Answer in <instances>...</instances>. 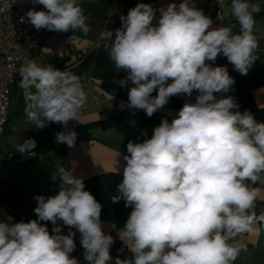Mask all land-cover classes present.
<instances>
[{
    "label": "clouds",
    "instance_id": "1",
    "mask_svg": "<svg viewBox=\"0 0 264 264\" xmlns=\"http://www.w3.org/2000/svg\"><path fill=\"white\" fill-rule=\"evenodd\" d=\"M31 2L45 9L26 13L37 30L91 31L77 0ZM8 7L4 0L0 11ZM260 10L258 3L231 0V15L239 24L236 33L232 26L213 28V20L193 0L160 9L138 3L120 16L121 26L104 47L115 68L126 73L113 82L121 87L131 82L127 107L151 117L172 96H191L194 90L199 94L171 121L162 119L151 138L127 144L122 181L111 199H122L132 208L121 230L131 241L125 244L132 255L116 259V264H234L248 250L237 237L264 223V211H255L264 189V122L248 110L241 112L235 97L214 95L228 93L235 80L226 67L207 63L222 53L236 71L247 75L258 59L254 14ZM216 19L222 20L223 14ZM19 75L26 116L36 129L82 123L87 93L75 75L34 60ZM120 107H125L123 102ZM76 139L74 130L55 134L56 143L70 148ZM35 147L34 139H25L16 152L31 153ZM57 174L58 193L34 197L38 219L13 222L9 215L0 220V264H79L70 256L76 232L62 234L57 221L79 232L88 264L112 261L114 240L102 230V205L85 190L82 178L62 166ZM41 221L52 223L51 234Z\"/></svg>",
    "mask_w": 264,
    "mask_h": 264
},
{
    "label": "crops",
    "instance_id": "2",
    "mask_svg": "<svg viewBox=\"0 0 264 264\" xmlns=\"http://www.w3.org/2000/svg\"><path fill=\"white\" fill-rule=\"evenodd\" d=\"M181 2L182 0H77L84 15L88 17L87 23L91 31L87 35L73 29L68 32L48 30L43 34L41 40L33 46V57L45 65L51 64L54 68L67 71L78 78L87 93V102L81 109L82 123L69 121L67 127L63 124L50 123L43 129H36L27 119L24 103L20 108L23 114L10 121L0 131V160L12 170L9 181L0 175V190H4L5 182L9 183L10 187L18 182L45 197L53 196L59 191L57 167L60 166L83 180L106 172H120L126 165L123 157L128 154L129 141L141 143L144 139L151 138L153 129L162 119L167 118L171 121L185 103L195 102V97L199 93L194 90L191 96L170 97L168 103L149 120L130 114L127 104L131 82L129 81L125 87L113 82L125 78L126 73L115 68L104 47L106 44L110 45L115 30L121 26L120 16L127 15L128 10L138 3L150 4L153 8L160 9L169 3L179 5ZM249 2L261 6L260 12L254 14V32L259 41L256 52L258 59L253 63V66H256L264 59V0ZM197 8L204 12L203 8ZM158 19L157 11L153 23L156 24ZM225 26H232L234 33L239 31V24L231 15V2L227 7ZM207 63L212 67H225L230 62L221 53L215 62ZM19 71L20 68H17L10 86V93L13 90L14 98L9 103V112L12 111L16 98L24 94V90L18 86L22 79ZM157 91L152 95L155 96ZM214 95L219 99L223 93ZM252 96L258 106L264 107V86L253 89ZM122 102L124 108L120 107ZM70 130L77 133L74 147L55 142L57 132ZM29 138L36 141V147L31 153L16 152L17 145ZM53 175L57 176L55 181L52 180ZM12 192L17 193L13 187ZM30 202L33 203L31 205L37 206L36 200ZM255 211L257 215L264 211V189L256 201ZM16 213L17 211L8 203L0 205V220H6L10 215L13 222H20L15 216ZM35 216L34 211L28 214V218L31 219ZM58 222L63 225L62 234L76 232L74 236L76 247L70 256L75 257L79 264H88L83 255L84 249L80 243L79 232L70 229L62 221ZM101 223L105 234L111 235L114 240L110 248L112 261L109 264H116L118 258H131L132 254L125 244H130L131 241H127L121 231L125 224L112 219H101ZM237 239L246 244L248 250L241 252L234 264H264V223H257L252 232L242 233Z\"/></svg>",
    "mask_w": 264,
    "mask_h": 264
},
{
    "label": "trees",
    "instance_id": "3",
    "mask_svg": "<svg viewBox=\"0 0 264 264\" xmlns=\"http://www.w3.org/2000/svg\"><path fill=\"white\" fill-rule=\"evenodd\" d=\"M225 67L227 68L229 75L234 78L235 83L228 93H223V96L235 97L237 103L240 106L239 110L241 112L248 110L254 114L258 122H264V107L258 106L252 96L253 89L264 86V59L259 65H252L247 75H241L238 71L235 70L234 66L231 63H229ZM24 103V94H20L16 98L15 105L12 111L8 112L6 124L14 119H17L23 114L20 108ZM129 113L140 116L143 120L150 119V117L147 116L143 110L130 108ZM6 124L4 126H6ZM122 177L123 170L120 172H106L93 175L83 180V182L85 185V190L89 191L102 205L100 218L112 219L125 224L127 219L129 218V214L132 211V208L125 207V202L122 199L117 203H113L111 199L112 196L118 194L117 185L122 181ZM255 186L260 187V185ZM12 187L17 191L18 195H15L12 192V188L9 186V183L5 182L4 190H0V205L8 203L11 207H13L14 210L17 211L16 215H14L20 221L23 220L24 222H28L30 220H33L31 218H28V214L33 212L36 206H33L31 204L27 205L25 201L35 200L34 197L41 194L33 192L25 185L21 184L18 186L14 183ZM6 192L8 193L6 194ZM34 219H38L37 215ZM41 223H46L51 234L52 228L54 227L52 223L50 221H41ZM57 223L62 228L63 225L58 221Z\"/></svg>",
    "mask_w": 264,
    "mask_h": 264
},
{
    "label": "built area",
    "instance_id": "4",
    "mask_svg": "<svg viewBox=\"0 0 264 264\" xmlns=\"http://www.w3.org/2000/svg\"><path fill=\"white\" fill-rule=\"evenodd\" d=\"M195 6L203 8L204 14L213 20V28L225 26L227 7L231 0H193ZM9 7L0 11V131L6 124L10 103V86L17 68H21L29 60L46 66L33 57L34 44L38 43L47 29L37 30L28 21L29 10L45 11L41 4H33L31 0H8ZM4 0H0L3 8ZM218 13L223 14L217 20ZM21 17L24 21L21 22Z\"/></svg>",
    "mask_w": 264,
    "mask_h": 264
},
{
    "label": "rangeland",
    "instance_id": "5",
    "mask_svg": "<svg viewBox=\"0 0 264 264\" xmlns=\"http://www.w3.org/2000/svg\"><path fill=\"white\" fill-rule=\"evenodd\" d=\"M13 98H14V92H13V90H11V93H10V101L11 102L13 101ZM11 171H12L11 170V167L9 165H7L6 163H4L3 161L0 160V175L6 177L7 178V181L10 180V175L12 173ZM15 184L18 185V186L20 185V183H18V182H15ZM15 194L17 195V193H15ZM25 202H26L27 205L33 204L32 202H30L28 200H26Z\"/></svg>",
    "mask_w": 264,
    "mask_h": 264
}]
</instances>
